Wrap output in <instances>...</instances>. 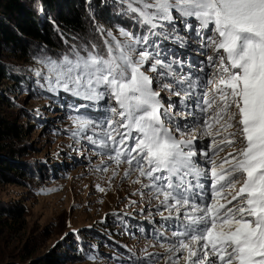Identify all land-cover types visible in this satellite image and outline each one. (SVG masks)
Returning a JSON list of instances; mask_svg holds the SVG:
<instances>
[{
    "label": "snow or ice",
    "instance_id": "6c2138e0",
    "mask_svg": "<svg viewBox=\"0 0 264 264\" xmlns=\"http://www.w3.org/2000/svg\"><path fill=\"white\" fill-rule=\"evenodd\" d=\"M109 6L138 29L97 25L103 51L33 59L42 89L87 102L71 106L72 135L108 156L103 171L126 164L149 193L152 243L123 264H264V0Z\"/></svg>",
    "mask_w": 264,
    "mask_h": 264
},
{
    "label": "rangeland",
    "instance_id": "374dc122",
    "mask_svg": "<svg viewBox=\"0 0 264 264\" xmlns=\"http://www.w3.org/2000/svg\"><path fill=\"white\" fill-rule=\"evenodd\" d=\"M117 26L108 28L118 35ZM165 46L183 51L171 42ZM44 49L34 48L36 53L27 58L6 50L0 55L7 67L1 73L0 92L10 101L0 103V111L22 129L14 142L20 151L16 161L23 167L14 181L0 180V208L11 210L0 212V264H123L129 250L139 252L152 243L145 219L149 193L144 190L143 199L138 194L141 184L133 183L135 173L123 177L126 164L108 163L103 171L102 161L108 156L72 135V118L78 113L71 106L87 102L50 93L37 84L34 71L41 65L33 57L47 54ZM57 51L47 55L67 52ZM162 95L167 98L170 93ZM113 213L130 215L121 222ZM155 220L158 223L159 217ZM138 225L146 231L141 233Z\"/></svg>",
    "mask_w": 264,
    "mask_h": 264
},
{
    "label": "trees",
    "instance_id": "16d2710c",
    "mask_svg": "<svg viewBox=\"0 0 264 264\" xmlns=\"http://www.w3.org/2000/svg\"><path fill=\"white\" fill-rule=\"evenodd\" d=\"M111 2L0 0V55L2 50H6L27 58L35 54L34 48L38 47L45 48L44 53L53 54L59 52L57 50L60 48L68 51V46L73 44H87L90 47L93 43L103 51L104 43L96 31L97 25L105 28L120 25L131 31L139 27L134 20L114 14L118 9H112L109 6ZM6 68L0 62V79ZM8 102L0 92V103L8 105ZM21 136L22 129L16 121L13 122L0 111V180L14 181L17 173H20L22 165L16 161L20 151L14 141ZM0 212L10 214L11 210L1 207Z\"/></svg>",
    "mask_w": 264,
    "mask_h": 264
}]
</instances>
